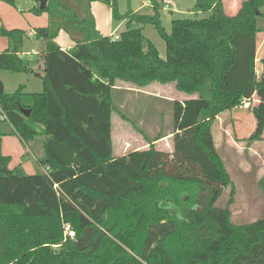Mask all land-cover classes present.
<instances>
[{
    "label": "trees",
    "instance_id": "trees-1",
    "mask_svg": "<svg viewBox=\"0 0 264 264\" xmlns=\"http://www.w3.org/2000/svg\"><path fill=\"white\" fill-rule=\"evenodd\" d=\"M92 1L83 12L82 0L34 9L49 14L53 28L33 29L46 44L40 93L6 94L0 80V264H264V220L233 224V189L216 206L232 183L211 133L219 115L255 94L252 139L264 129V61L259 80L255 70L264 0H242L233 15L222 0H194L193 18L173 19L169 33L153 0L152 15H120L116 1L102 0L115 22L126 20L117 40L97 33ZM133 23L154 27L164 58ZM60 31L76 38L68 50L55 43ZM0 36L9 43L0 71L38 76L20 57L26 32L0 29ZM118 82L173 84L188 97L170 101L171 153L155 149L166 136L158 133L146 150L113 155L111 116L123 118ZM3 126L24 145L42 137V172L8 168Z\"/></svg>",
    "mask_w": 264,
    "mask_h": 264
},
{
    "label": "rangeland",
    "instance_id": "rangeland-1",
    "mask_svg": "<svg viewBox=\"0 0 264 264\" xmlns=\"http://www.w3.org/2000/svg\"><path fill=\"white\" fill-rule=\"evenodd\" d=\"M116 1L117 10L123 15L130 8L140 7L145 0H111ZM149 4L151 3L150 0ZM159 5L160 21L167 33L171 30V21L177 18H193L192 6L194 0L171 1L170 12L163 11L162 1L153 0ZM227 12L230 14L236 10L242 0H222ZM234 1V2H233ZM87 6V0L76 9L83 12V4ZM89 4V11L95 21V28L99 35L107 36L108 16L112 14L111 7L98 0ZM75 6L77 3H74ZM91 5V6H90ZM38 3L34 0H14L10 5L0 0V29H19L26 32L21 45V55L25 61L31 62L32 70L38 64L39 55L46 49V44L41 39L29 35L35 28H51L50 15L46 12L37 14L34 9ZM131 10V9H130ZM132 11V10H131ZM175 11L177 13H175ZM182 12V14H178ZM264 13V11H263ZM136 14H153V8H144ZM207 14H201L199 18H206ZM112 19V16H111ZM113 26L117 25L113 19ZM257 51L255 56V70L257 80L263 74L264 61V19L259 22ZM126 23L112 39L117 40L120 33L126 31ZM131 29H143V35L148 38L158 49L161 57L165 56V44L158 36L153 26H142L137 23L130 25ZM75 36L60 31L55 39L58 46L75 44ZM8 39L0 36V50L8 48ZM4 49V50H3ZM36 61V62H35ZM0 79L4 84V92L13 94L19 87H23L26 94H36L42 91V80L32 73H9L0 71ZM120 92L115 97V104L123 118L113 114L111 116V142L113 155L126 156L137 150H146L147 139H154L158 133L166 135L163 139L154 143L155 149L171 153L172 132L170 101H184L181 93L177 92L174 85L151 84L144 89H136L131 85L117 83ZM257 96V95H256ZM187 98V97H186ZM185 98V99H186ZM259 99V97L257 96ZM260 101V99H259ZM251 103V102H250ZM255 104H245L219 115L213 125L217 152L223 161L224 167L231 179L232 187L226 188L216 202V206L223 208L233 189V202L229 207L231 222L235 225L249 224L257 220H264V129L258 135V139H252L256 134L257 120L254 116ZM41 143L42 137H37ZM37 141V142H38ZM1 153L9 158L10 170L19 168L24 174L33 175L42 172V168L32 157L29 149L24 146L19 137L9 134L1 138Z\"/></svg>",
    "mask_w": 264,
    "mask_h": 264
},
{
    "label": "crops",
    "instance_id": "crops-1",
    "mask_svg": "<svg viewBox=\"0 0 264 264\" xmlns=\"http://www.w3.org/2000/svg\"><path fill=\"white\" fill-rule=\"evenodd\" d=\"M171 1H174V0H167V1H162V3H163V11H165L166 9L170 12V8H171V4H173V2H171ZM95 2H98V1H93V3L92 4H94ZM156 2V1H155ZM175 2V1H174ZM234 2V1H233ZM157 3V2H156ZM157 5H159L158 3H157ZM194 5V4H193ZM91 6V5H90ZM153 8V6H152V4L150 3L149 4V1L148 0H145V2L140 6V7H138V8H136V9H134L133 7L132 8H130L131 10H132V12L133 13H139V11L140 10H142V9H144V8ZM224 7H225V5H224ZM192 8H193V6H192ZM237 9H238V7H237ZM236 9V10H237ZM225 10H226V8H225ZM236 10H233L230 14L227 12V10H226V12L229 14V15H233V14H235V12H236ZM127 12V11H126ZM175 13H177L176 11H175ZM178 14H182V12H178ZM91 15H92V13H91ZM145 15H150V14H145ZM152 15V14H151ZM201 14H199V16H200ZM93 16V15H92ZM111 16H112V14H111ZM111 16L109 15L108 16V29H107V36L108 37H115V34L116 33H118V31L123 27V25L126 23V20H123V21H121V22H117V25L114 27L113 26V21H112V19H111ZM94 18V17H93ZM95 20V19H94ZM29 35H33L34 36V33H33V30H32V32L29 34ZM71 46L72 45H66V46H61V49L62 50H68V49H70L71 48ZM5 50H6V48H4ZM3 49V50H4ZM4 50V51H5ZM4 51H2V50H0V53H2V52H4ZM20 55H21V53H20ZM161 57V56H160ZM161 58H164V57H161ZM36 62V61H35ZM39 64L41 65V68H39L38 66V64H35V66H34V68H35V72H42L41 71V69H42V63L41 62H39ZM35 75V74H34ZM1 80V79H0ZM2 81V80H1ZM2 83H3V81H2ZM3 87H4V84H3ZM182 96L184 97V100H185V98L187 97L186 95H183L182 94ZM188 98V97H187ZM251 102V103H250ZM252 103H254L255 104V106L257 107L259 104H260V101H259V99L257 98V96H256V94L255 95H253L252 96V98L247 102V103H245V104H247V105H249V104H252ZM214 125V124H213ZM3 128H4V130L7 132V133H9V130H8V127L7 126H3ZM214 128H213V126H212V129H211V133H212V137H213V140H214V144H215V147H216V142H215V137H214V130H213ZM24 146H26L28 149H29V151L31 152V154H32V157H34V159L37 161V159L39 158V157H41V154H42V150H41V146H40V144L38 143V142H35V143H30V144H28V145H24ZM216 149H217V147H216ZM116 157V156H115ZM42 170H43V168H42Z\"/></svg>",
    "mask_w": 264,
    "mask_h": 264
},
{
    "label": "water",
    "instance_id": "water-1",
    "mask_svg": "<svg viewBox=\"0 0 264 264\" xmlns=\"http://www.w3.org/2000/svg\"><path fill=\"white\" fill-rule=\"evenodd\" d=\"M36 1L39 4L40 9H44L48 3V0H36ZM36 74L40 76L41 78L44 77V72H36ZM25 114L28 115V113H25Z\"/></svg>",
    "mask_w": 264,
    "mask_h": 264
},
{
    "label": "built area",
    "instance_id": "built-area-1",
    "mask_svg": "<svg viewBox=\"0 0 264 264\" xmlns=\"http://www.w3.org/2000/svg\"><path fill=\"white\" fill-rule=\"evenodd\" d=\"M244 103H247V102H244ZM5 117L2 115V113L0 112V120H4ZM68 230V229H67ZM69 235L70 236H73V234L71 232H69Z\"/></svg>",
    "mask_w": 264,
    "mask_h": 264
}]
</instances>
